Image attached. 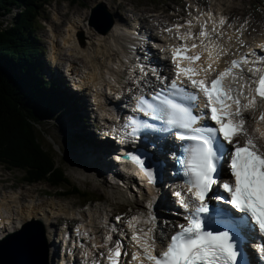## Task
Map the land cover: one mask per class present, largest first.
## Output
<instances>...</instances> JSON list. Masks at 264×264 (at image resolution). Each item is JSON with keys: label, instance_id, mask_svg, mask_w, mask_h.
<instances>
[{"label": "snow or ice", "instance_id": "6c2138e0", "mask_svg": "<svg viewBox=\"0 0 264 264\" xmlns=\"http://www.w3.org/2000/svg\"><path fill=\"white\" fill-rule=\"evenodd\" d=\"M187 23L191 28L192 21ZM219 23L224 25L225 21L221 19ZM175 27L179 30L183 25ZM165 30L169 33L173 31L172 28ZM213 32L215 28L208 31L205 22L198 34L200 43L209 40ZM195 38L191 32L179 36L184 41ZM198 47L197 43L191 44V48L187 43L174 47L172 57L175 78L165 84L167 77L157 75L153 69V75L164 86L154 91L150 99L141 96L137 100L138 111L164 122L167 127L156 129L154 124L147 121L129 118L133 129L131 135H137L141 129H155L163 133L171 132L185 142L180 146L182 155L175 157V162L182 168L187 192L182 194L181 191H176L174 195L187 213L184 216L186 223L174 226L177 230L158 255L153 254L155 238L149 235L152 228H148L147 232L141 228L133 234L131 239L142 250L136 251L131 257L138 264H237L238 258H241L243 264V247L240 242L243 237L238 238L237 233L246 229L249 233H258L264 238V151H261L262 146H258L245 128L243 115L245 111L256 107L257 97L264 101V72L258 80L251 81V84L256 85V95H245L242 89L224 84L229 75H232L233 82L242 79L240 74H233V70L240 68L243 72V65L249 63L248 56L242 60H232L231 66L209 83L207 75L203 78L196 77L201 73H208L212 69V63L207 67L194 66L195 62L200 61L202 53L187 54ZM260 48L264 51V44ZM209 59H212L211 55ZM258 59L264 62V56H259ZM141 71H144L143 67ZM247 71L261 70L249 68ZM182 77L186 78L195 92L184 86ZM251 84L245 82L243 86L251 87ZM241 97H244L246 103L241 102ZM201 106L207 111L196 113L194 110ZM205 119L214 123H202ZM258 119L264 121V105L261 106ZM238 136L246 137L243 144L235 139ZM261 136L264 137V133ZM130 159L144 168V160L140 156L132 155ZM225 159L228 161L229 180H222L218 171ZM145 172L149 183H154V172L147 168ZM217 184L224 195L209 196L213 186ZM213 199L226 203L234 211L227 213L225 209L212 208L209 201ZM148 207L151 208L150 203ZM209 213L212 214L207 215ZM116 219L120 220V217ZM153 219L149 213V218L143 223L150 224ZM134 222L140 223V218L133 217L129 226H133ZM217 225H224L226 229L222 230ZM228 225L232 227L228 228ZM106 239L111 240V237ZM255 247L264 254V242ZM122 248L123 244L117 241L107 254H100L101 260L107 259L109 264H121ZM93 264H97V261H93Z\"/></svg>", "mask_w": 264, "mask_h": 264}, {"label": "trees", "instance_id": "16d2710c", "mask_svg": "<svg viewBox=\"0 0 264 264\" xmlns=\"http://www.w3.org/2000/svg\"><path fill=\"white\" fill-rule=\"evenodd\" d=\"M43 1L0 0V17L13 7L22 9L12 28L0 30V161L26 169L35 181L70 184L43 130L45 122L56 118L53 109L62 105L37 70L40 48L35 42V26ZM77 141L83 138L78 136Z\"/></svg>", "mask_w": 264, "mask_h": 264}, {"label": "bare ground", "instance_id": "6f19581e", "mask_svg": "<svg viewBox=\"0 0 264 264\" xmlns=\"http://www.w3.org/2000/svg\"><path fill=\"white\" fill-rule=\"evenodd\" d=\"M99 1L104 4L106 3L104 2V0H99ZM108 4L109 7L108 6L107 7L110 10L111 8L110 5L112 4L111 3ZM217 11L218 13L221 14V16H223V13L220 11V9L217 8ZM114 16L116 19L115 26L117 24L121 26H125L123 23L119 21L118 19L119 16H117L116 13ZM135 20L140 22L141 24H143L144 22V20L139 17H135ZM254 27L255 30L259 28L257 25H255ZM79 30H82V32H84L86 35L93 36V34L90 32V30L92 29L86 27L84 24H81L80 21L76 18L69 20L67 27H65V29L62 32L63 35L52 34V36L50 37L51 38L50 44L52 46L53 54H55L54 55L55 60L57 59V56L61 55L62 51H67L68 53L71 54L74 53L75 51H79L81 52L82 57L85 58V60L92 67L89 68L91 73L87 72L86 74H84V77L86 78L85 82L91 85V87L95 89L102 87L105 88L106 86L107 87L112 86L110 77L113 76L116 80L120 78L121 71L120 68L118 67V62L120 61V57L123 55V53L126 54L125 46L121 44V42H119V40L115 37L109 39L113 30L107 36H104L105 39L100 45L96 46L95 44L88 42L84 44L82 43L79 44L78 43L79 40L76 37V33ZM251 30L252 27L250 24H248L245 27L238 26L237 30H232V31H228L226 26L225 30L222 32L225 34L226 38H230V37L238 38L242 34L248 35L249 31ZM261 34L252 39L257 40L258 38L263 37L264 33L262 35ZM169 37L170 35H165L163 36V39H167ZM108 39L110 40V43L108 42ZM153 39L158 42H161L158 39V37ZM116 50H119V52L122 54L118 55ZM92 56L94 58H92ZM68 62L70 63V67L72 69H75L77 72L81 71V68H78L77 63L73 61H68ZM111 89L112 88H110V90ZM89 168L92 169V167ZM3 191L4 194L0 196V217H2V223H0V226H3V230L0 232V239H2L4 236L10 233L19 231L21 225H24L31 221H36L37 223H41L44 229V236L50 245L51 264H54L53 257L55 255V251H54L55 246H54L52 234L49 231L50 229H53L55 227V223L53 220L57 216H64L67 218H74L77 215L82 216L81 209H75L71 205H66V204L64 205V200L60 198H50L40 201H39L40 195L30 198L29 194L33 192L32 190H28V188H21L19 191H13V192H7L6 188H3ZM121 195L122 197L125 198L124 194L121 193ZM164 197L166 201L170 200V196L168 193H165ZM140 208L143 209L142 206H140ZM5 214H12V215H7V218H4ZM13 214H18L20 217L15 221L13 218ZM86 218L90 225H81L79 227L85 230L88 229L91 230L93 236L91 237V241L86 240L84 242L85 245L84 252L87 251L91 253V256H94L96 250L107 246V244H104L102 241V234L112 229L111 228L112 220L109 221L108 212L104 209L103 206L100 205L89 207ZM146 218L148 219L149 215H146ZM162 229L165 230L164 227ZM63 230L64 231H62L61 234L65 236V245L66 246L70 245L68 244V241L72 240L73 238L71 235L68 234L66 228H64ZM93 242H95L96 244L95 248L91 247V243ZM21 250L26 255V248L23 247ZM72 252H73V247L70 248V253ZM20 259H21L20 264H25L24 256H20ZM89 261L90 259H88V262Z\"/></svg>", "mask_w": 264, "mask_h": 264}, {"label": "rangeland", "instance_id": "374dc122", "mask_svg": "<svg viewBox=\"0 0 264 264\" xmlns=\"http://www.w3.org/2000/svg\"><path fill=\"white\" fill-rule=\"evenodd\" d=\"M100 2L99 0H80L77 4H74L71 0H49L48 1V9L45 12V17L48 19L49 22H52L53 19H55L58 22V27L56 28V31L58 33H61L63 31L64 25L66 26L68 23V20L72 17H78L82 20H84V24L86 25L88 23V18L90 14V9L96 2ZM120 1H122V4L120 5ZM159 1L162 0H104L106 2L105 4L109 7L108 3H111V8H113V2L117 5V7H121V9H125L127 6L130 8V11H135L137 13H140L145 10H154L157 8V4ZM171 3V10H178L177 6L175 5V2L181 3L182 0H172ZM222 3H225L227 5L233 6L232 8H245L238 10L240 12V15L244 18L250 17L253 19V26L252 30L256 33L260 31V28L263 27L260 22L262 15H264V0H235L233 3V0H220ZM108 2V3H107ZM241 4H243L241 6ZM110 11L115 15L114 8ZM117 8V10H118ZM148 8V9H146ZM231 8V9H232ZM166 9V8H165ZM116 10V11H117ZM17 12V11H16ZM14 10L11 14L6 15L4 18H0V23L3 24L0 26V30H6L7 27L12 28L15 23V20L17 18V13ZM247 12V15L245 14ZM169 11L167 14H170ZM116 15L119 16L120 13L116 12ZM141 18V17H139ZM51 19V21H50ZM12 21V22H11ZM264 21V20H263ZM8 23V26H7ZM12 24V25H11ZM54 25V24H52ZM246 25H239L240 26H247ZM251 25V24H250ZM255 25H257L259 28L255 30ZM41 27H46V23L41 24ZM40 27V28H41ZM8 28V29H9ZM254 28V29H253ZM251 30L249 35H254L255 33ZM47 31H39L38 37L41 42V44L45 47V52L43 53L44 59L46 62V65H48V60H51L53 63V68L57 67L59 69L63 68L64 65L71 60H75L74 54L68 53L67 51H62L61 55L57 56L56 61H54L55 58H53V51L52 46L49 43L48 34ZM82 33V30H79L76 33V37L78 38V35ZM261 33H264V30L261 31ZM260 33V34H261ZM52 34V33H51ZM88 34V32H87ZM93 35H97V32H93ZM258 34L257 36H259ZM261 34V35H262ZM85 37H89V35H86L84 33ZM256 36V37H257ZM79 40V38H78ZM51 46V47H50ZM94 50V49H93ZM101 56V55H100ZM99 56V57H100ZM92 58H94L92 56ZM102 59V58H101ZM50 69V68H49ZM93 121V120H92ZM43 130L47 133V144L49 147L53 146L56 153H57V160L60 165H62L66 170V176L72 183V185L76 186L81 193L86 194V197H78L76 194L70 195V196H61L60 194L63 192L72 193V188L69 186H63L61 188H52L46 183H38L34 185H28L25 183L23 178L27 176V172L22 170H12L7 171V169L4 166H0V179H6L8 187L12 186L13 189L9 188L7 191H19L21 188H28V190H32L33 193L29 194V197H36L40 195V200H45L53 197H58L61 199H64V205H71L76 208L79 206L86 205L89 201H95L97 199H102L107 211L111 213H115L116 211H119L121 213H127L130 209V205L122 206L121 203H124L125 198L122 197L121 193V200L120 201V195L115 194L114 196L109 195V187L106 185L99 184L98 181L91 179L90 177H87L84 173H91V168L89 167H82L79 164L84 163V159L80 161V157L77 155V152H72L73 144L71 143V137H68L64 131H62V128L58 127L53 122H45L43 124ZM84 130L90 133V128L84 127ZM81 154V151H79ZM2 189V185L0 184V190ZM4 192L1 194L3 195ZM67 200V201H65ZM137 209H139L137 207ZM56 221V219H54ZM60 223V222H59ZM25 262V261H24Z\"/></svg>", "mask_w": 264, "mask_h": 264}, {"label": "water", "instance_id": "95a60500", "mask_svg": "<svg viewBox=\"0 0 264 264\" xmlns=\"http://www.w3.org/2000/svg\"><path fill=\"white\" fill-rule=\"evenodd\" d=\"M104 14H105V8L102 5H100L99 8L94 11V15L92 16L90 20L91 25L99 28L98 27L99 23L96 20L97 16L98 15L103 16ZM35 228H37L39 232H42V226L38 223L36 224L33 223L30 226L24 227V229L20 233L9 236L7 239H5L3 242L0 243V263L1 264H8V263L12 264L11 263L12 254L14 253L15 256L18 255V253L16 252L17 243H22L20 244V246L26 245L28 243V249L30 250V253L34 254L33 256H31L33 257V262H34L33 264H48L47 248L43 247L45 245L44 239L37 241L35 243L29 242V241L23 242V240L26 238L27 235H30L31 233L34 232ZM32 247H34L35 253L31 251Z\"/></svg>", "mask_w": 264, "mask_h": 264}]
</instances>
